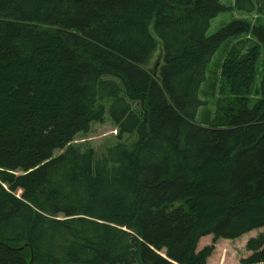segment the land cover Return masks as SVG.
I'll list each match as a JSON object with an SVG mask.
<instances>
[{
    "label": "trees",
    "instance_id": "16d2710c",
    "mask_svg": "<svg viewBox=\"0 0 264 264\" xmlns=\"http://www.w3.org/2000/svg\"><path fill=\"white\" fill-rule=\"evenodd\" d=\"M254 3L264 12V0L234 6ZM229 9L0 0V264H206L200 238L264 226V25L235 19L207 36ZM240 34L217 64L227 95L196 122L212 55ZM106 114L114 143H72ZM246 249L242 264H264L263 234Z\"/></svg>",
    "mask_w": 264,
    "mask_h": 264
},
{
    "label": "rangeland",
    "instance_id": "374dc122",
    "mask_svg": "<svg viewBox=\"0 0 264 264\" xmlns=\"http://www.w3.org/2000/svg\"><path fill=\"white\" fill-rule=\"evenodd\" d=\"M220 1L228 8L232 6V9L218 13L210 20L209 27L206 31L207 36L213 35L221 28L226 27L232 20L235 19L246 20L252 24L264 25V12L258 11L256 9L255 3L254 9L252 11H244L241 7L234 6L236 0ZM260 1L261 0H255L257 4ZM245 38L250 39V37H248L246 34H240L236 37L230 38L227 42H224L212 55V58L206 67L205 80L202 82L199 92V97L202 100L206 101V103L200 105V107L198 108L195 117L196 122L206 120L207 111L210 110L212 112L215 111L214 109H216V99H221L223 96L227 95V93L225 91H222V89L220 93L216 92V90L220 87V72L217 64L220 62L221 57H226L231 46L242 44ZM224 46H227L225 50H223ZM159 55H161V52L159 50H156L150 61L146 65L148 69H151L153 67ZM263 73L264 51H262L257 67V78L254 83V88H256L255 91H257V89L259 88V83L263 76ZM258 94L260 95L259 92ZM252 96H254V94H251L250 98ZM254 100L255 97L250 101V105L254 103ZM213 117L214 116H212V118ZM116 134L117 130L106 114L102 122L91 123L88 133H86L85 135H77L73 139L72 143L92 147L95 151L101 152L107 145H111L116 141ZM60 151L61 150H57L54 152V154L57 155L60 153ZM260 234L264 235V226L259 227L253 231L246 232L245 234H242L241 236L233 239L219 238L216 241H212L211 235L205 236L200 238L198 243V250L206 245H213V251L207 258L206 264H242V260L244 258H247L251 254V252L246 249V242L249 240V238L258 236Z\"/></svg>",
    "mask_w": 264,
    "mask_h": 264
},
{
    "label": "bare ground",
    "instance_id": "6f19581e",
    "mask_svg": "<svg viewBox=\"0 0 264 264\" xmlns=\"http://www.w3.org/2000/svg\"><path fill=\"white\" fill-rule=\"evenodd\" d=\"M160 57H161L160 55L157 57L156 62L154 63L153 67L151 68V69H152V70H151L152 75H155V73H156V71H157L158 64L160 63V60H161ZM153 70H154V73H153ZM30 263H31V260H30L29 264H30Z\"/></svg>",
    "mask_w": 264,
    "mask_h": 264
},
{
    "label": "water",
    "instance_id": "95a60500",
    "mask_svg": "<svg viewBox=\"0 0 264 264\" xmlns=\"http://www.w3.org/2000/svg\"><path fill=\"white\" fill-rule=\"evenodd\" d=\"M153 73H154V70H153Z\"/></svg>",
    "mask_w": 264,
    "mask_h": 264
}]
</instances>
